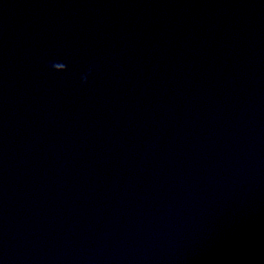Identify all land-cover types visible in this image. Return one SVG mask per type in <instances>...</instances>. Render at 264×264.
I'll return each mask as SVG.
<instances>
[{
	"label": "water",
	"instance_id": "water-1",
	"mask_svg": "<svg viewBox=\"0 0 264 264\" xmlns=\"http://www.w3.org/2000/svg\"><path fill=\"white\" fill-rule=\"evenodd\" d=\"M0 264H264V0H0Z\"/></svg>",
	"mask_w": 264,
	"mask_h": 264
},
{
	"label": "clouds",
	"instance_id": "clouds-1",
	"mask_svg": "<svg viewBox=\"0 0 264 264\" xmlns=\"http://www.w3.org/2000/svg\"><path fill=\"white\" fill-rule=\"evenodd\" d=\"M52 68H53V65H52Z\"/></svg>",
	"mask_w": 264,
	"mask_h": 264
}]
</instances>
